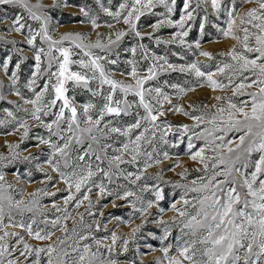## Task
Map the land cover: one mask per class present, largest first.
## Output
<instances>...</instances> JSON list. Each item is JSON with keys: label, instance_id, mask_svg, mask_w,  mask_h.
Segmentation results:
<instances>
[{"label": "rangeland", "instance_id": "obj_1", "mask_svg": "<svg viewBox=\"0 0 264 264\" xmlns=\"http://www.w3.org/2000/svg\"><path fill=\"white\" fill-rule=\"evenodd\" d=\"M35 4L37 0H29ZM45 6L43 12L47 15V29L49 35L58 40L64 33H80L84 37V43H95L97 38L105 46L101 48L91 49L95 56L104 57L100 63L104 66L108 75L115 80L123 81L124 83L135 84L130 73L132 64L129 61H135L137 73L140 77L148 75V69L154 67L156 75L152 80L146 82V89H155L159 87L161 91L168 96L171 103L163 101L162 111L163 116H158L156 124L159 127H154L148 120L141 121V127L133 129L128 135L121 133H108L100 138V144L91 141L85 135L81 143H77L75 137L68 131L67 121H64L58 135H54L58 130L53 125L51 132L44 126L50 124L56 117L52 113L59 111L61 101L57 102V106L52 108L49 115L44 116L41 113L43 123L32 118L31 112L33 106L26 104L25 100L35 99V92L43 89L45 81L48 79L49 73L42 72L36 81L34 88L28 87V82L32 79V73L35 71L34 48L28 45L26 37L28 36V28L23 30V33H18L12 30L14 18L17 15H24L26 23L35 31L40 29V21L28 19L27 12L19 5H0V175L3 180H0V194L4 197H10L13 202L24 201L27 203L32 199L29 194L37 193L38 189L42 191L37 193L35 197L36 204L32 211L24 210L22 212L12 208L11 221L9 220V207L7 199L0 200V206H3V224L23 222L31 223L34 219L33 229L42 228L45 231H51V240L37 241L28 236L27 231L19 227H5L3 231H15L24 237V240L34 246H46L51 241L57 238L65 239L64 247L72 257L76 256L73 248L79 247L83 250V245L88 244L92 251H97V241H100L99 252L107 257L108 251L104 245L111 244L112 233L115 232L119 237L116 244V252L112 254V258L119 261V264H168V259L165 258L163 248H168L169 257H177L182 261V264H189L188 261L179 257V249L184 246L185 242L196 240L194 247L197 249V260L203 259L200 251L205 247H211V244H200L198 241L207 236V227L197 229L193 234L190 228L185 227L188 220L197 215L200 210L199 201L204 196H210L214 189L203 188L204 184H208L209 179L213 176L214 171L222 170L224 165L217 164L214 159L218 154L223 153L228 155L227 147H235L239 143V136L242 132L218 131L216 136H223L225 144L227 141H232L231 145L221 148H215L220 144L219 140L197 139L193 133L202 132L204 129H212L213 125L207 123L212 115L216 113V109L212 105L224 107L227 109L229 101L235 103L238 107L243 106L248 102L250 107L249 92L258 91L257 87L244 88L236 95H233V88L240 84H249L257 77L252 72L244 71L242 73H233L230 69H225L224 73L217 71V66L223 67L225 64H235L230 57L220 56L219 53L227 52L233 45L237 50H242L241 45L231 37L223 36L221 28L227 29L228 15L225 8L233 7V0H222V7L219 15L213 12L210 0H199L200 8L197 9L196 19L188 22L191 27L188 36L185 38L186 43L181 45L176 43H164L171 40L172 34L176 31L174 27L165 26L156 31L150 38L147 34L152 32L151 25L159 19H163L160 13L165 12L162 6H157L152 13H146L138 21V30L141 32V37L135 34L123 23L121 19L117 22L112 16H109L103 9L107 8L112 12L119 10V5L125 0H56L54 5L53 0H40ZM85 7L90 16L85 17L80 8ZM192 7H196V0H193ZM252 7H257L256 0L245 2V0H235V16L236 23L239 24L240 17ZM183 8V0H177L175 11L172 14V19L178 20ZM205 9L207 11H205ZM207 15V22L203 32L200 30V23L204 22V17ZM95 18L97 27H93L91 19ZM108 25H112L109 27ZM255 32V29H251ZM124 31L126 35L119 41H116L115 33ZM243 36V33H238ZM109 39L116 41L114 44H109ZM157 39L161 41L157 43ZM5 41H16V44L6 43ZM199 41V47H196V42ZM254 44V40L252 41ZM140 45L144 47L141 48ZM43 47L48 50V44L41 41L37 37L35 48ZM64 47H72L76 55L73 59H80L83 53L80 49H76L70 42L65 41ZM135 47L136 53L133 54L131 49ZM201 52H209L212 54V59L201 55ZM59 56L58 52H53ZM250 58H254V54H248ZM9 57L11 59L9 60ZM164 57V59H159ZM87 59V57H83ZM5 60L9 61L8 72L5 73L2 64ZM43 68H47V60L42 57ZM115 60L113 64L110 61ZM165 60L167 63H165ZM20 67L17 69L16 64ZM197 63L202 71L211 72L214 75L212 79L217 80L225 85L226 88H216L208 86L207 79L196 77L193 72H181V67L187 68L188 65ZM171 64L176 70L169 68ZM72 70L84 72L86 70L79 68L78 65H72ZM57 70V66L53 64L50 71ZM17 72L18 79L15 86L10 80L11 73ZM91 75V72H87ZM99 73H97V76ZM231 77V84L229 83ZM244 77H248L247 80ZM52 83H55V77L52 78ZM172 85H177L173 88ZM68 92L66 95L77 107L78 119L81 121V127H86L83 123V105L91 103L95 105L91 115L97 118L99 108L103 106V96L107 95L111 89L108 85L99 86V80L90 82L92 89L102 92L103 95L93 96L91 91L73 85L69 82L67 85ZM185 89L180 92V89ZM192 89V90H188ZM20 95H17L16 92ZM117 100H127L132 103V108L128 114L115 116L106 114L100 124L101 128L105 125L118 127L121 130L135 123L137 119L146 115L143 107L139 106V97L133 93L125 96L124 93L117 90L113 93ZM47 98H52L54 93L46 94ZM155 92L150 95L146 94V99L152 103L154 109L160 108L156 104L154 97ZM228 97V100L217 101L215 97ZM163 100V97L160 98ZM196 105L198 107H190ZM179 106L188 112L186 116L176 112L175 107ZM7 109L12 112L9 116ZM25 109L28 111L26 112ZM65 115L70 116V113L65 110ZM204 116V123H200L198 127L193 128V125L198 122L193 120L192 116ZM241 118L242 117H238ZM224 119L227 120V112L224 114ZM171 124L169 129L166 126ZM23 123L28 128V134L24 136L25 129L20 127ZM181 125H188L189 131H185ZM219 126V122H218ZM147 129V131H145ZM141 132H144V139L140 141L141 153H152L154 160L159 159L160 163L151 162V167H145L147 157L143 154L138 156L135 163H121L119 170L116 166L110 165L108 159L102 161L96 159L95 154L104 157V152L100 151L104 144L111 145L106 149L107 157L121 155V150L125 143L129 140H135V137ZM167 133V135H164ZM99 136L100 134L97 133ZM23 136V139H22ZM163 136V139L161 137ZM71 137V140H69ZM189 137H192L194 147L190 150ZM40 138L49 140L52 144L63 148L65 143H68V148L65 149L66 155L59 152L53 155L54 149L49 144L41 143ZM166 141V142H165ZM208 141H212L210 144ZM92 144V149L88 150V145ZM9 145H17L15 149H10ZM132 145H130V148ZM204 149L203 155L205 161L202 163L199 158L191 159L192 153ZM215 149V150H213ZM88 154L85 155V151ZM167 152L168 157L165 158L163 153ZM85 155L84 160L79 157ZM28 157V159H25ZM122 158L124 161L131 160L129 152H123ZM259 159V153L254 152L249 158V167L247 172L250 174L254 170L253 163ZM49 160L52 163H49ZM205 164L208 165L205 170ZM213 164H217L216 169H213ZM53 165L59 167V172L53 171ZM91 165V170L96 174L91 178L90 182L85 185L80 193H76L75 189L72 192L76 198L81 201L77 207L76 201H71L67 206L64 204L65 197L68 196V188L61 179L60 173L70 175L73 172L87 173L88 166ZM97 167L108 171L110 176L105 177L103 171H97ZM122 170V171H121ZM244 171V169H241ZM132 173L131 176L128 174ZM181 173L184 175L182 176ZM234 175H236L234 173ZM139 176L140 179H136ZM203 178V179H201ZM224 179L223 175L217 176L216 180ZM193 181H196L193 184ZM103 184L106 191L101 193L96 185ZM177 185H180L177 187ZM89 188L91 191H89ZM192 188L198 191H191ZM238 190H241L238 188ZM243 191V190H241ZM125 192H130L132 195L125 196L123 199L118 197L124 196ZM156 192H160L162 198L157 200ZM48 193V194H45ZM54 193V195H51ZM89 196V200L83 199V194ZM109 193H111L109 195ZM219 194V193H218ZM184 200L188 203L185 204ZM151 201L153 206L148 208L147 212L142 216L136 209L146 207ZM135 205V207H133ZM172 205L180 211H184L187 215L182 217L179 211H173ZM65 208L69 214L67 219H64ZM59 209V211L57 210ZM160 209H164L163 212ZM250 210V209H249ZM83 214V223L81 216ZM60 218V224L53 228L51 221ZM45 220L48 223H45ZM164 221L161 224L160 221ZM209 219L206 224H211ZM142 225L140 231L136 233L133 239L132 230L137 226ZM62 227L67 228V232L61 230ZM73 228L76 229L73 232ZM167 228V235H165ZM0 231V235L3 234ZM80 236L87 237L80 240ZM107 237V239H104ZM163 238V239H162ZM16 238H12L10 243H15ZM125 239L129 240L128 250L121 251V246ZM79 241V245H77ZM71 245V247H68ZM22 249V245H17ZM238 254L242 257L240 264H243V257L246 254V249H241ZM15 255H18L16 253ZM254 259V257H252Z\"/></svg>", "mask_w": 264, "mask_h": 264}, {"label": "snow or ice", "instance_id": "obj_2", "mask_svg": "<svg viewBox=\"0 0 264 264\" xmlns=\"http://www.w3.org/2000/svg\"><path fill=\"white\" fill-rule=\"evenodd\" d=\"M99 3V0H97ZM193 0H183V8L178 20L172 19V14L175 11L177 0H125L124 3L119 5V10L112 12L107 8L103 10L112 16L117 22L121 19L123 23L128 26V28L137 37H141V32L138 30V21L146 13H152L153 9L157 6H162L165 12L159 15L163 19L157 20L155 23L149 25L152 32L147 35L151 38L153 34L159 29L165 26H171L178 31L172 34L171 40L164 41V43H176L179 42L181 45L186 43L185 38L189 34L191 25L188 23L196 19L197 9L200 8L199 0H196V7H192ZM245 2H251V0H245ZM54 5L56 0H53ZM257 7L249 8L239 20V24L236 23L235 16V0H233V7L231 9L225 8L227 12L228 20L227 29L221 28L223 36L231 37L233 40L237 41L241 45L242 50H237L236 46L233 45L227 52L219 53L220 56L230 57L235 64H225L223 67L217 66V71L224 73L225 69L232 70L233 73H242L244 71L252 72L257 78L252 80L251 83L245 84L240 83L233 88V95H236L240 90L244 88L257 87L258 91L249 92L247 95L250 99V107L248 102L243 106H237L235 103L229 101L227 109L224 107H219L217 105H212L216 109V113L212 115V118L207 121V123L213 125L212 129H204L202 132L193 135L197 139L208 140L209 137L212 140L221 141L220 144L216 145L215 148H221L227 145H231L232 141H227L225 144L223 136L214 135L218 131H230L235 130L236 132H242L243 134L239 136V143L235 147H227L228 155L223 153L218 154L214 159L217 164L224 165L222 170L214 171L213 176L209 179L208 184H204L203 188L205 190L211 188L210 196H204L200 201V210L197 211V215L192 216L185 227L190 228L193 234L196 233L197 229L207 227V236L200 239L198 242L203 245L211 244V247H205L200 251V255L203 259L197 260V249L194 245L197 243L196 240L185 242L184 246L181 247L179 251V257L183 260L189 262V264H240L242 257L238 254L241 249H246V254L243 257V264H264V0H256ZM0 5H19L26 10L28 19L34 21H40L39 31H35L30 25L26 23L24 15H17L14 18L12 30L18 33H23V30L28 28V36L26 37L27 43L34 48V60H35V71L32 73V79L28 82V87L34 88L37 79L40 77L42 72L49 73L47 81H45L43 89L39 92H35V99L25 100L26 104H31L33 110L31 116L34 120L43 123L41 118V113L44 116L49 115L52 108L57 106V102L61 101L59 105V111L52 113L55 115V119L50 124H44V126L51 132L53 125L56 126L57 132L53 133L58 135L61 131L60 126L64 121H67L68 131L72 133L75 137L77 143H81L82 138L86 135L88 139L100 144V138L106 136L108 133H121L122 135L128 136L133 129L141 127L142 120H148L152 123L154 127H159L156 124L158 116H163L164 112L161 110L163 107V101L169 100L168 96L165 95L159 87L155 89H146L144 85L147 81L152 80L156 71L154 67L148 69V75L140 77L137 73V68L135 61H129L132 64V71L130 73L135 84L124 83L123 81L112 79L104 66L100 63V60L104 57L95 56L91 49L101 48L105 46L97 38L95 43H84V37L80 33H64L60 36L58 40L53 39L47 29V15L43 12L45 7L40 0H37L35 4L29 2V0H0ZM210 5L214 13L219 15L222 7V0H210ZM205 11H207L205 9ZM80 12L85 16H90L89 11L85 7L80 8ZM207 15L204 17V22L200 23L199 27L201 32H203L205 27V22H207ZM92 26L97 27V22L95 18L91 19ZM251 29H255L253 32ZM111 27L112 25H108ZM242 32L243 36L238 33ZM126 33L124 31H118L115 33L116 41H119L124 37ZM37 37H40L41 41L48 44V50L45 51L43 47L35 48V41ZM2 39V37H0ZM254 40V44L252 41ZM68 41L71 45H74L76 49H80L83 53L84 59H73L72 57L76 55L72 47H64V42ZM116 41L109 39V44H114ZM6 43L16 44V41H5ZM157 39V43H160ZM143 48V45H140ZM196 47H199V41L196 42ZM58 52L59 56L53 54V52ZM132 53H136V48L131 49ZM254 54V58H250L248 54ZM203 56L212 59V54L209 52H201ZM47 60V68H43V60ZM11 57H9V60ZM159 59H164L160 57ZM115 64L116 61H110ZM165 63L167 61L165 60ZM9 61L5 60L2 64L5 73L8 72ZM53 64L57 66V70L52 72L50 69ZM72 65H78L79 68L86 71H74L72 70ZM20 64H16L18 69ZM169 68L176 70L173 65L169 64ZM90 71L91 75L87 72ZM181 72H193L196 77L207 79L208 86L212 87L213 90L216 88H226L225 85L217 80L212 79L214 75L211 72H205L201 70V67L197 63H192L188 65L187 68L181 67L179 69ZM97 73L99 75L97 76ZM55 77V83H52V78ZM18 79L17 72L13 71L11 73L10 80L12 85L15 86ZM99 80V86L102 88L103 85H108L111 91L103 96L104 104L99 108V115L97 118H93L91 111L95 108V105L88 103L83 105V123L86 127H81V121L78 119V110L73 102L68 98L66 93L68 92L67 84L71 82L73 85L81 86L88 91L92 92L93 96L103 95L102 92L96 91L91 88L90 82L94 80ZM245 80L248 77H244ZM231 77H229V83L231 84ZM176 88L177 85H172ZM51 89L54 93L52 98H47L46 94ZM117 90L124 93L125 96L129 93H133L135 96L139 97V106L143 107L146 115L140 117L135 121L134 124L129 125L127 128L121 130L118 127H111L105 125L104 128L100 127V124L106 114H111L115 116H120L121 114L127 115L129 110L132 108V103L126 99L121 101L114 98L113 93ZM192 90V89H188ZM185 89L181 88L180 92H184ZM152 92L156 93L154 97L156 104L160 105V108L153 107L152 103L146 99V94L150 95ZM17 95L20 93L17 91ZM163 97V100L160 98ZM2 98V97H0ZM217 101L228 100V97H215ZM190 107H198L196 105H190ZM65 110L70 113V116L65 115ZM9 116H12V112L4 109ZM27 112L28 110L25 109ZM175 111L182 113L183 115H190L188 112L184 111L183 108L176 106ZM227 112V120L224 119V114ZM238 117H242L238 118ZM193 120L198 123L193 125V128L199 126L200 123H204V116H192ZM219 122V126H218ZM0 123H3L0 121ZM166 126L171 129L172 125L167 124ZM20 127L24 128V136L28 134V128L25 124L21 123ZM181 127L187 132L189 131L188 125H181ZM147 131V129H145ZM97 133L100 135L98 136ZM167 135V133H164ZM23 139V136H22ZM144 139V132H141L135 137V140H129L128 143L123 145L121 150V155H116L108 158L106 149L111 147V145L104 144L100 151L104 152V157L99 154L96 155V159L102 161L107 158L110 165H115L119 170V164L121 163H135L138 156L141 154L145 155L147 159L145 160V167H151V162L160 163L159 159L153 158L152 153H141L140 141ZM163 139V136L161 137ZM71 140V137H69ZM192 137H189V149L191 150L194 145L191 142ZM41 143L49 144L51 148L54 149L53 155L59 152L66 155L65 149L68 148V143L66 142L64 147H58L52 144L49 140H44L40 138ZM166 142V141H165ZM212 141H208L210 144ZM130 145L132 147L130 148ZM17 145H9L10 149H15ZM92 149V144L88 145V150ZM88 150L85 151V155L88 154ZM215 150V149H213ZM123 152H129L131 154V160L124 161L122 158ZM204 149H200L191 155V159L196 160L197 158L203 163L205 161V156L203 155ZM254 152L259 153V159L255 160L253 163L254 170L249 174L247 169L249 167V158ZM85 155L79 157L80 160L85 159ZM164 157H168V153H163ZM0 159H3L0 156ZM28 159V157H25ZM51 164L52 161L49 160ZM217 164H213V169H216ZM208 165L205 164V170H207ZM87 173H77L73 172L70 175H65L60 173L61 179L67 185L68 196L64 199V204L67 206L71 201L75 200L77 207L80 205L81 201L76 198L72 189H75L76 193H80L81 189L87 185L91 178L96 174L91 170V165L88 166ZM241 169H244L242 171ZM53 171L59 172V167L53 165ZM97 171H103L97 167ZM122 171V170H121ZM234 173L236 175H234ZM105 177L110 176L108 171H103ZM129 176L132 173L128 174ZM183 176L184 174L181 173ZM223 175L224 179L216 180L217 176ZM136 179H140L139 176ZM203 179V178H201ZM0 180H3V176L0 175ZM196 181H193L195 184ZM101 193L106 191L103 184L96 185ZM180 185H177L179 187ZM2 188V185H0ZM241 189V190H238ZM41 189L37 190V193L41 192ZM89 191L91 189L89 188ZM191 191H198L196 188H192ZM37 193H30L29 196L32 198L27 203L24 201L13 202L10 197H4L0 194V200L7 199L9 207V220L11 221V210L15 208L16 210L22 212L24 210L32 211L35 206V197ZM219 193V194H218ZM48 194V193H45ZM111 193H109L110 195ZM51 195H54L52 193ZM132 195L130 192H125L124 196L118 198L123 199L125 196ZM157 200L161 199L162 196L160 192H156ZM84 200H89V196L85 193L83 194ZM91 204V201L89 200ZM187 204L188 201L184 200ZM153 206L152 202L149 201L146 207H141L136 209L143 216L147 212L148 208ZM135 207V205H133ZM250 209V210H249ZM59 211V209H57ZM173 211H179L180 216L184 217L187 214L184 211H180L176 208V205H172ZM161 212L164 209H160ZM3 213L4 208L0 206V231H3L5 227H19L27 231L28 236L32 237L37 241L51 240L52 232L45 231V229L37 228L33 229V224L36 221L33 219L31 223H10L9 225L3 224ZM69 214L67 213V208H65L64 219H67ZM81 216V223H83V214ZM211 220V224H206L208 220ZM47 224L48 221L45 220ZM164 224V221H160ZM60 224V218L51 221L53 228ZM142 225L137 226L132 230V238L134 239L136 233L140 231ZM65 233L68 231L66 227L61 228ZM76 229L73 228V232ZM165 235H167V228H165ZM12 238L15 239V243H10ZM87 237L80 236V240H84ZM104 239H107L105 237ZM119 237L115 232L111 236V244L104 245L107 248L108 256L104 257L102 253L99 252L100 241H97V251H92L88 244L83 245V250L80 251L79 247L73 248V252L76 253L75 257H72L70 253L61 247L65 245V239L57 238L46 246H34L27 243L24 237L15 231H3L0 235V264H119V261L112 258V254L116 252V244ZM163 239V238H162ZM129 240L125 239L123 245L121 246V251L126 252L128 250ZM17 245H22V249L18 248ZM79 245V241H77ZM68 247H71L69 245ZM165 253V258L168 259V264H182V261L177 257L168 256V248H163ZM18 253V255H15ZM254 257V259L252 258Z\"/></svg>", "mask_w": 264, "mask_h": 264}]
</instances>
